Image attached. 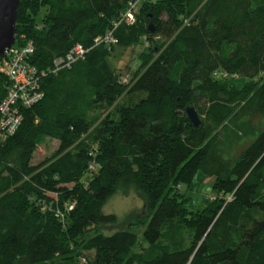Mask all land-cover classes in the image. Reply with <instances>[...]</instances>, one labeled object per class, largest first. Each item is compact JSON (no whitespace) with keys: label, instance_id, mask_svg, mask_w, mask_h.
Instances as JSON below:
<instances>
[{"label":"trees","instance_id":"obj_1","mask_svg":"<svg viewBox=\"0 0 264 264\" xmlns=\"http://www.w3.org/2000/svg\"><path fill=\"white\" fill-rule=\"evenodd\" d=\"M131 1L21 0L16 44L46 74L0 143V264H264V0H140L130 24ZM138 44L123 77L115 48ZM131 189L143 206L121 227L103 207Z\"/></svg>","mask_w":264,"mask_h":264},{"label":"built area","instance_id":"obj_2","mask_svg":"<svg viewBox=\"0 0 264 264\" xmlns=\"http://www.w3.org/2000/svg\"><path fill=\"white\" fill-rule=\"evenodd\" d=\"M140 0H133L128 4L123 13V20L133 24L136 22L135 13ZM113 32L102 38H97L96 43L117 42ZM36 51L34 41L30 40L21 45L16 42L0 57V74L7 79V94L0 103V143L14 135L24 120L25 109L39 102L43 97L41 90L42 77L46 74L40 71L32 62ZM88 50L77 44L66 55L56 61L58 68L70 66L73 62L83 58ZM92 167V164L91 166ZM73 206H70L72 209Z\"/></svg>","mask_w":264,"mask_h":264},{"label":"rangeland","instance_id":"obj_3","mask_svg":"<svg viewBox=\"0 0 264 264\" xmlns=\"http://www.w3.org/2000/svg\"><path fill=\"white\" fill-rule=\"evenodd\" d=\"M156 38H159L157 35ZM144 49L143 44H138L130 47L117 46L111 57V62L121 73L123 77H127L138 69L139 65L142 63L143 55H141ZM137 99V98H136ZM201 118V117H200ZM264 124V121H263ZM58 141L54 139H47L43 144L40 145L39 149L35 152L33 163L38 164L39 162L53 156L58 149ZM202 183L197 187L200 191L199 195L201 197H210V178H203ZM192 195V192H188ZM143 206V199L139 194L131 189L128 193L117 192L111 198L108 199L103 207L105 213L116 214L120 219L121 227H129V221H127V216L130 213L141 211ZM133 231L138 233L141 240H143V231L145 227L133 226ZM146 246V245H145Z\"/></svg>","mask_w":264,"mask_h":264},{"label":"water","instance_id":"obj_4","mask_svg":"<svg viewBox=\"0 0 264 264\" xmlns=\"http://www.w3.org/2000/svg\"><path fill=\"white\" fill-rule=\"evenodd\" d=\"M20 4L21 0H0V57L16 42V23ZM187 112L191 121L198 125L201 119L196 108L188 107Z\"/></svg>","mask_w":264,"mask_h":264},{"label":"crops","instance_id":"obj_5","mask_svg":"<svg viewBox=\"0 0 264 264\" xmlns=\"http://www.w3.org/2000/svg\"><path fill=\"white\" fill-rule=\"evenodd\" d=\"M57 141V140H56ZM58 144H59V142H58Z\"/></svg>","mask_w":264,"mask_h":264}]
</instances>
